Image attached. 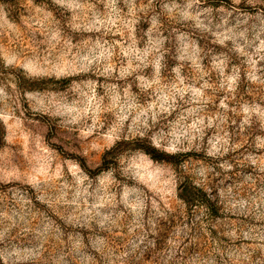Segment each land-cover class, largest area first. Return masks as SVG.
<instances>
[{
	"label": "rangeland",
	"instance_id": "rangeland-1",
	"mask_svg": "<svg viewBox=\"0 0 264 264\" xmlns=\"http://www.w3.org/2000/svg\"><path fill=\"white\" fill-rule=\"evenodd\" d=\"M0 264H264V0H0Z\"/></svg>",
	"mask_w": 264,
	"mask_h": 264
},
{
	"label": "trees",
	"instance_id": "trees-1",
	"mask_svg": "<svg viewBox=\"0 0 264 264\" xmlns=\"http://www.w3.org/2000/svg\"><path fill=\"white\" fill-rule=\"evenodd\" d=\"M149 152V151H148ZM156 156V157H155ZM155 158H159L158 155H154ZM206 202L208 204V206L213 210V211H216V206L215 204L213 203V201H211V199L207 198L206 199Z\"/></svg>",
	"mask_w": 264,
	"mask_h": 264
}]
</instances>
